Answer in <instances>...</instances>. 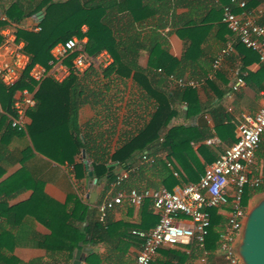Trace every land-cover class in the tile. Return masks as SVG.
<instances>
[{"label": "crops", "instance_id": "obj_1", "mask_svg": "<svg viewBox=\"0 0 264 264\" xmlns=\"http://www.w3.org/2000/svg\"><path fill=\"white\" fill-rule=\"evenodd\" d=\"M42 1L34 0V5ZM228 1L169 0L168 7L160 10V0H137L121 14L113 13L106 24L112 30L122 28L124 37L140 38L142 69L149 68V48L156 46L177 62L176 72L171 75L200 81L212 72L221 50L235 39L222 23L223 7ZM241 1L246 2V7L236 6V13H249L264 26V3L249 11L247 0ZM13 2L0 0V16ZM38 14L26 18L21 27L29 31L36 28L43 17L41 12ZM153 35L157 38L155 44L150 41ZM237 77L244 78L245 87L235 91ZM160 87L167 92L181 89L170 76ZM80 88L74 124L87 146L77 155L75 147L55 137V133L39 134L33 141L28 133H12L7 126L0 127V264H135L142 241L132 232L149 231L159 222L150 201L141 207L125 201L101 219L98 205L107 195L117 193L113 185L107 187V178L99 180L93 173V163L110 161L150 121L155 101L132 77L105 78L102 71L81 75ZM196 89L205 110L195 116L186 115V104L177 99L179 114L168 129L203 130L208 126L212 137L193 142L181 156L169 157L168 151L150 150L156 158L152 165H141L143 153L137 154L129 162V169L136 167L137 171L125 189L166 188L174 192L185 184L197 183L206 168L237 140L242 116L255 115L261 108L264 63L257 53L234 43V51L224 59L214 78ZM210 111L224 119L223 129L217 131ZM2 114L5 112L0 101ZM31 123L29 118L28 125ZM77 164H83L82 169ZM254 170L264 177V136L256 151ZM261 202L264 191L250 189L243 200L246 219ZM228 210L216 209L217 216L224 220L218 232ZM241 239L242 235L237 247ZM202 255L203 250L195 243L164 247L153 264H199ZM208 261L226 264L218 250V240Z\"/></svg>", "mask_w": 264, "mask_h": 264}, {"label": "built area", "instance_id": "obj_2", "mask_svg": "<svg viewBox=\"0 0 264 264\" xmlns=\"http://www.w3.org/2000/svg\"><path fill=\"white\" fill-rule=\"evenodd\" d=\"M236 6L244 9L246 2L229 0L223 7L222 15V23L235 35L234 41L221 50L213 62L212 72L205 79L198 81L170 75V79L179 88L196 89L206 80H212L224 59L234 51V43L237 42L257 52L260 62L264 63V26L257 23L249 13H236ZM0 17L1 21L7 22L5 14ZM33 30L38 32L41 28L37 26ZM0 36V81L11 89L23 79L25 71L31 65V58L24 51V43L17 40L16 30L12 26L3 28ZM86 43L87 38L80 40L77 37L59 42L51 50L52 58L48 67L39 63L31 67L29 82L34 84V89H16L13 95V128L27 131L28 113L37 106L35 94L47 79L63 83L73 73L81 76L91 70L103 71L113 63V57L107 51L96 55L88 54ZM158 71L162 72L161 69ZM243 87L244 78L237 77L233 89L237 91ZM242 119L237 140L206 168L197 183L185 184L174 192L166 188H122L115 196L107 195L98 205L100 217L103 219L108 211L125 201L135 207H141L146 201L152 203L159 222L149 231H133L142 241L135 264H153L158 251L163 247L192 243L203 250L199 264H209L206 247L212 227L209 210L225 208L229 210L226 222L219 232L218 250L226 264H243L237 252V242L242 235L247 216L243 200L247 190L264 191V177L255 174L254 170L256 151L264 136V101L255 115L244 114ZM155 160V156L148 152L140 156L141 165H152ZM136 171L137 168L132 167L120 172L113 187H121Z\"/></svg>", "mask_w": 264, "mask_h": 264}, {"label": "trees", "instance_id": "obj_3", "mask_svg": "<svg viewBox=\"0 0 264 264\" xmlns=\"http://www.w3.org/2000/svg\"><path fill=\"white\" fill-rule=\"evenodd\" d=\"M136 1L65 0L60 2L43 0L35 6L34 0H14L4 11L7 22L0 20V31L5 27L12 26L16 30L17 40L24 43V51L31 58V65L15 88H7L0 81V101L5 112V114L0 115V127L7 126L9 132L28 133L33 141L39 134L55 133V137H62L63 140L70 142L75 147V155L86 148V141L78 136L74 124L75 117H77L76 102L82 91L80 76L75 73L63 83L47 79L41 84L35 94L37 106L28 113L32 123L27 126V131H19L13 128L11 124V118L15 117L13 110L15 90L34 89V84L29 82L31 67L36 63L48 67V63L52 58L51 50L53 47L59 42H65L73 37L80 40L87 38L86 51L88 54L96 55L107 51L113 57V63L102 71L105 78L112 75L120 78L132 77L133 81L142 85L155 101L156 109L151 115L150 121L123 144L110 157V161L93 163V173L99 180L107 178V187H111L116 182L120 172L129 169V162L137 154L144 152L150 154L151 150L153 152L168 151L169 157L181 156L186 149L192 147L193 142H200L212 137L211 129L208 126L203 130L194 127L168 129L172 120L179 114L175 106L177 99L181 104H186V115L195 116L205 110L201 105L197 89L181 88L173 92L162 89L161 84L167 82L168 77L176 72L177 62L166 52H163L160 48L157 49L155 46L149 48L151 54L149 68L142 69L139 66L141 57L139 49L143 47L140 38L138 36L124 37L122 28L112 30L106 24V20L113 13L121 14L126 7H131ZM168 1L160 0V10H164L166 6L168 7ZM262 3H264V0H247L246 9L250 11ZM234 11L237 12V9L234 8ZM40 12L43 15L38 25L41 28L40 31H29L21 27L26 18ZM83 27L87 28L86 31L83 30ZM231 34L234 35L232 32ZM150 41L155 44L153 41H157L156 36L153 35ZM1 42L2 38L0 36ZM239 44L244 46L241 43ZM249 50L255 52L252 49ZM159 69L162 70V74L157 73ZM151 74H153L152 78ZM178 75L182 76L183 74L178 73ZM209 114L213 118L217 131L223 129L222 122L224 119L220 118L215 111H210ZM82 166L83 164L76 165L80 169H82ZM117 169L121 171H117ZM131 178L132 175L121 187H117L115 192L117 193L120 189L126 188L127 181L132 180ZM138 190L142 189L139 188ZM209 212L212 217V227L207 238L206 247L211 255H214L219 237L218 227L224 220L221 216H217L216 209H210ZM213 259V256H211V260Z\"/></svg>", "mask_w": 264, "mask_h": 264}, {"label": "water", "instance_id": "obj_4", "mask_svg": "<svg viewBox=\"0 0 264 264\" xmlns=\"http://www.w3.org/2000/svg\"><path fill=\"white\" fill-rule=\"evenodd\" d=\"M237 252L243 264H264V202L247 217Z\"/></svg>", "mask_w": 264, "mask_h": 264}, {"label": "rangeland", "instance_id": "obj_5", "mask_svg": "<svg viewBox=\"0 0 264 264\" xmlns=\"http://www.w3.org/2000/svg\"><path fill=\"white\" fill-rule=\"evenodd\" d=\"M247 194L249 193V190H247V192H246Z\"/></svg>", "mask_w": 264, "mask_h": 264}]
</instances>
